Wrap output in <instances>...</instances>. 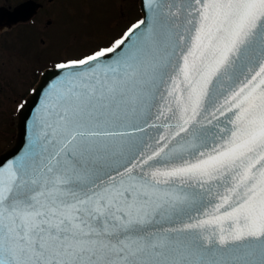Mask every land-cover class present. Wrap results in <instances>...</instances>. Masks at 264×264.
<instances>
[{"label": "snow or ice", "instance_id": "1", "mask_svg": "<svg viewBox=\"0 0 264 264\" xmlns=\"http://www.w3.org/2000/svg\"><path fill=\"white\" fill-rule=\"evenodd\" d=\"M147 8L15 102L0 264H264V0Z\"/></svg>", "mask_w": 264, "mask_h": 264}, {"label": "rangeland", "instance_id": "2", "mask_svg": "<svg viewBox=\"0 0 264 264\" xmlns=\"http://www.w3.org/2000/svg\"><path fill=\"white\" fill-rule=\"evenodd\" d=\"M10 2V0H0V6L4 3L8 5ZM119 8H123L126 13V17H123V20L126 18V23L123 22L124 24L122 22L118 23L120 17ZM74 10L76 15L65 22L63 31L80 35L76 40V45L80 51L95 49L98 45L97 39L92 42L95 37L99 38L100 44H104L106 47L109 46L131 24H135L141 19L138 0H76ZM30 30V28L25 27L15 31L6 30L0 33V76L3 79V96L0 98V149L8 143L10 136L14 132L7 124L9 122L7 116L10 106L14 105V97H11L8 91L10 90V85L14 83L16 69L21 68L23 65L19 58L11 54V50L8 47L9 42L17 44L21 49H25L29 37L33 36ZM32 41L35 45L39 43L38 39ZM23 85V81L19 80L15 88L17 94L24 87Z\"/></svg>", "mask_w": 264, "mask_h": 264}, {"label": "flooded vegetation", "instance_id": "3", "mask_svg": "<svg viewBox=\"0 0 264 264\" xmlns=\"http://www.w3.org/2000/svg\"><path fill=\"white\" fill-rule=\"evenodd\" d=\"M8 5L0 6L1 8H7L13 11L17 6L27 3H33L37 6V12L31 20H22L21 22L15 23H4L7 25L4 29H0V33L8 31H15L23 29L25 27L30 28V33L33 36L29 37L28 44L25 49H21L17 44L9 42V49L11 54L19 58L22 61V66L16 69L14 74V83L10 85L8 94L14 97V103L20 99L25 98L31 88L38 81L41 73L49 68L54 67L55 63L66 60L76 59L80 56L93 51L94 49H85L80 51L76 45V40L80 37L75 33L64 32L65 22L73 18L76 15L74 10L76 0H10ZM120 9L119 22H124L123 17L125 13ZM52 21V27L46 26V21ZM123 23V24H124ZM122 24V25H123ZM39 40L38 45H35L32 40ZM97 39V47H106L104 44L99 43V38L95 37L92 42ZM14 40V39H12ZM16 40V39H15ZM43 40L44 44L41 45L40 41ZM95 48V49H96ZM21 80L24 83V87L18 92H15L18 81ZM15 86V87H14ZM14 87V89H13ZM5 111V110H4ZM15 111V105L10 106L9 112Z\"/></svg>", "mask_w": 264, "mask_h": 264}, {"label": "water", "instance_id": "4", "mask_svg": "<svg viewBox=\"0 0 264 264\" xmlns=\"http://www.w3.org/2000/svg\"><path fill=\"white\" fill-rule=\"evenodd\" d=\"M28 5H23L20 8H17L13 13H10L6 9L0 10V26H3V23L6 22L8 24L10 23H17L19 20H22L25 15L26 10H30L28 8ZM140 8L143 13V19L146 20V22L150 21L152 19V13L147 8V0H140ZM29 14V13H28ZM31 15H28L25 19L29 18ZM53 70H49V75L51 74ZM31 112L26 110L23 114L18 113L16 118V128H17V135L13 140V143L0 155V158H3L6 153L12 152L15 149L19 148L21 151L24 149V143H25V136L27 132L30 131V129H26V126L29 124L30 121ZM153 123H158L157 121H152ZM128 131L133 132V134L137 137H144L149 144L155 143V138L159 135L156 129L154 128H147L145 132H140L133 130L131 128L128 129ZM149 149H145V151H148ZM17 155L20 154V152L16 153ZM8 159H12V157L9 155Z\"/></svg>", "mask_w": 264, "mask_h": 264}]
</instances>
